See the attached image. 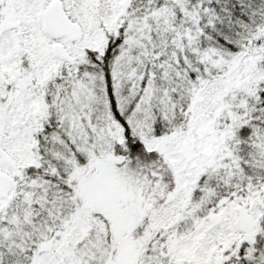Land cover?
<instances>
[{
	"label": "snow or ice",
	"instance_id": "snow-or-ice-1",
	"mask_svg": "<svg viewBox=\"0 0 264 264\" xmlns=\"http://www.w3.org/2000/svg\"><path fill=\"white\" fill-rule=\"evenodd\" d=\"M0 264H264V0H0Z\"/></svg>",
	"mask_w": 264,
	"mask_h": 264
}]
</instances>
